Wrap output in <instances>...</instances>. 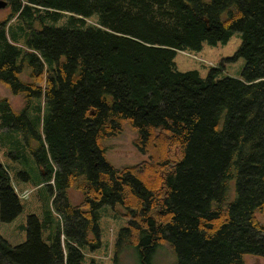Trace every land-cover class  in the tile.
Listing matches in <instances>:
<instances>
[{"label":"trees","instance_id":"16d2710c","mask_svg":"<svg viewBox=\"0 0 264 264\" xmlns=\"http://www.w3.org/2000/svg\"><path fill=\"white\" fill-rule=\"evenodd\" d=\"M7 1L0 84L24 104L16 111L3 100L0 118L43 169L60 229L46 242L30 215L24 243L0 234V264H97L88 256L102 245L106 205L127 219L115 264L126 254L153 264L160 247L174 264L264 257V0ZM236 32L233 59L246 60L239 78L218 79L221 67L206 78L176 69L178 51ZM128 129L148 158L115 168L107 141ZM12 177L0 162L4 222L23 210Z\"/></svg>","mask_w":264,"mask_h":264},{"label":"rangeland","instance_id":"374dc122","mask_svg":"<svg viewBox=\"0 0 264 264\" xmlns=\"http://www.w3.org/2000/svg\"><path fill=\"white\" fill-rule=\"evenodd\" d=\"M11 10L9 5L1 9L0 21L10 16ZM14 22L13 19L10 23ZM64 23L65 18H62L57 24L63 25ZM241 44L242 36L236 32L227 43L213 45L204 42L199 51H178L174 58L176 69L182 72L197 70L203 78H206L212 69L221 67L218 79L239 78L246 67V60L243 57L233 58ZM3 100L9 102L12 109L22 110L23 98L13 95L8 88L0 84V101ZM12 128L3 126L0 119V162L7 165L13 176V184L21 197L23 210L10 222H4L0 218V234L13 246L24 243L27 240L28 217L36 215L45 225L42 232L43 239L49 242L50 237L57 235L60 229V217L51 204L52 192L48 186L40 185L43 180V169L26 148L22 135ZM138 134L128 129L119 139L107 141V158L115 168L135 165L147 160L148 157L142 154L134 143ZM32 142L31 144L35 145L34 141ZM27 193L29 194L24 196ZM68 197L74 205L82 203V194L75 188L68 191ZM118 211L124 212L125 210L119 206ZM99 212L102 245L88 258H94L97 264H115V240L120 230L127 225V219L109 205L101 207ZM258 218L264 226V212L259 214ZM61 239L64 244V237L62 236ZM175 261L176 256L167 247L158 248L153 258V264H174ZM122 262L123 264H136L134 259L127 254L124 255ZM243 264H264V257L246 255Z\"/></svg>","mask_w":264,"mask_h":264},{"label":"water","instance_id":"95a60500","mask_svg":"<svg viewBox=\"0 0 264 264\" xmlns=\"http://www.w3.org/2000/svg\"><path fill=\"white\" fill-rule=\"evenodd\" d=\"M8 6L7 0H0V10Z\"/></svg>","mask_w":264,"mask_h":264},{"label":"built area","instance_id":"2783aa9c","mask_svg":"<svg viewBox=\"0 0 264 264\" xmlns=\"http://www.w3.org/2000/svg\"><path fill=\"white\" fill-rule=\"evenodd\" d=\"M19 194V193H18ZM29 193H27L26 195H24V196H27ZM21 198V197H20Z\"/></svg>","mask_w":264,"mask_h":264},{"label":"flooded vegetation","instance_id":"af4514ba","mask_svg":"<svg viewBox=\"0 0 264 264\" xmlns=\"http://www.w3.org/2000/svg\"><path fill=\"white\" fill-rule=\"evenodd\" d=\"M0 104H1V101H0ZM0 117H1V114H0ZM1 119V118H0Z\"/></svg>","mask_w":264,"mask_h":264}]
</instances>
